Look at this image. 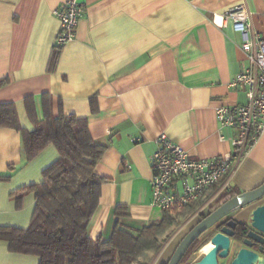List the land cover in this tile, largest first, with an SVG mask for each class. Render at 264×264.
<instances>
[{"label": "crops", "instance_id": "obj_1", "mask_svg": "<svg viewBox=\"0 0 264 264\" xmlns=\"http://www.w3.org/2000/svg\"><path fill=\"white\" fill-rule=\"evenodd\" d=\"M64 1L0 0V80H8L0 88V103H12L28 131L33 124L25 99H31L41 119L43 94H48L54 116L61 110L87 121L92 139L104 148L95 174L105 180L87 236L109 239L116 222L140 230L162 220L164 213L152 204L150 188V156L160 135L194 159L230 153L233 131L218 127L214 109L245 103L244 91L230 82L249 63L240 50V34L230 21L221 26L220 16L245 2L254 31L264 37V0H84L75 38L58 50L50 69L59 30L53 12ZM58 157L50 144L26 161L20 134L0 128V177L8 176L0 180V227H28L34 196L17 201L12 195L41 183L43 170ZM263 182L264 133L234 162L227 187L200 213L183 212V221L192 228L222 194L235 196ZM215 192L208 189L197 203ZM117 207L127 215L117 216ZM249 210L231 217L246 224ZM185 234H175L154 262H166ZM211 246L201 247L192 262ZM38 263L37 256L12 252L0 240V264Z\"/></svg>", "mask_w": 264, "mask_h": 264}, {"label": "trees", "instance_id": "obj_2", "mask_svg": "<svg viewBox=\"0 0 264 264\" xmlns=\"http://www.w3.org/2000/svg\"><path fill=\"white\" fill-rule=\"evenodd\" d=\"M58 50L53 52L50 69L56 63ZM7 83L6 79L0 80V88ZM25 108L33 130L21 127L12 103H0V128L13 129L20 134L26 161L50 144L56 148L59 157L43 170L41 183L13 193L17 201L26 194H33L32 217L26 229L0 227V240H5L12 252L37 256L38 264H146L141 258L149 252L154 256L162 249L177 225L176 219L163 212L161 221L140 230L116 222L109 239L100 236L90 239L87 226L105 181L95 174L104 148L92 139L85 119L64 115L61 110L54 116L48 94L42 96L41 119H38L30 98L25 99ZM6 179L8 176L0 177V180ZM231 197L222 194L210 211ZM197 205L199 203L192 204L184 214L192 212ZM119 209L122 208L117 207L115 211L117 216L127 215ZM207 242L208 239L195 240L181 264H186Z\"/></svg>", "mask_w": 264, "mask_h": 264}, {"label": "built area", "instance_id": "obj_3", "mask_svg": "<svg viewBox=\"0 0 264 264\" xmlns=\"http://www.w3.org/2000/svg\"><path fill=\"white\" fill-rule=\"evenodd\" d=\"M53 14L59 22L55 48L61 49L75 38L78 22L85 14L84 0H65ZM220 19L221 26L230 21L241 37L240 50L249 67L236 74L230 86L243 90L246 101L214 109L218 127L233 131L228 154L194 159L165 135L158 137V147L150 156L152 204L176 220L184 218L183 212L213 188L216 192L197 205L194 214L205 209L227 187L234 162L244 158L264 133V37L254 31L252 12L245 2L228 8Z\"/></svg>", "mask_w": 264, "mask_h": 264}, {"label": "water", "instance_id": "obj_4", "mask_svg": "<svg viewBox=\"0 0 264 264\" xmlns=\"http://www.w3.org/2000/svg\"><path fill=\"white\" fill-rule=\"evenodd\" d=\"M245 208L250 210L247 223L242 224L245 226L243 237L236 234V221H225L209 237L207 243L212 245L209 251L190 264H218V260H222V264H264V182L250 191L232 196L204 216L180 240L166 264H180L189 247L204 232L228 215ZM231 244L239 248L233 256L229 254ZM255 244L259 245L257 251L253 250Z\"/></svg>", "mask_w": 264, "mask_h": 264}, {"label": "rangeland", "instance_id": "obj_5", "mask_svg": "<svg viewBox=\"0 0 264 264\" xmlns=\"http://www.w3.org/2000/svg\"><path fill=\"white\" fill-rule=\"evenodd\" d=\"M214 206V205H213ZM202 214V213H201ZM194 216V215H193ZM193 218V217H192ZM191 218V219H192ZM184 220V218H178L177 220H176V223H177V225L174 227V229H173V231H172V233H171V235L169 236V238L167 239V241H165V243H164V245L166 244V243H168V242H170V240L175 236V234H178V233H181L182 231H183V233L185 234V232H187V229L188 228H191V227H187V225H189V223H190V221L188 222H186V221H183ZM192 226V225H191ZM213 228L214 227H212V228H210L209 230H207L206 232H204L200 237H203L204 236V238L202 239V241H205V240H207V239H209V237L212 235V231H213ZM189 230V229H188ZM185 231V232H184ZM212 232V233H211ZM180 238H181V236H180ZM179 238V239H180ZM178 239V240H179ZM206 244V243H205ZM237 249V246L235 245V246H233L232 247V253H234L235 252V250ZM199 251V250H198ZM198 251L197 252H195L194 254H192L191 255V257L188 259V264L190 263V262H192L193 260H195V259H197L198 257H199V254H198ZM160 252V251H159ZM154 258H155V255L154 256H152V252H149L146 256H143L141 259H143L145 262H146V264H156V262H154ZM218 264H222V260H218Z\"/></svg>", "mask_w": 264, "mask_h": 264}, {"label": "flooded vegetation", "instance_id": "obj_6", "mask_svg": "<svg viewBox=\"0 0 264 264\" xmlns=\"http://www.w3.org/2000/svg\"><path fill=\"white\" fill-rule=\"evenodd\" d=\"M229 219H232V217H231V214L230 215H228L226 218H224L223 220H221L220 222H218L216 225H214L213 227V229H219L220 227H222L223 226V223L225 222V221H227V220H229ZM242 224H240V223H237V227H236V234L238 235V236H242L243 237V233H245V229H243V227L241 226ZM204 238V236L203 237H199L198 239H203ZM241 239H243V238H241ZM205 245V244H204ZM203 247V246H202ZM212 247V246H211ZM210 247V248H211ZM231 247H232V244H231ZM238 247H241V245H239ZM258 247H259V245L258 244H255L254 246H253V250H255V251H257V249H258ZM263 247H264V245H263ZM239 248H237L236 250H238ZM175 250V249H174ZM236 250H235V252L234 253H232V251L230 250L229 251V254H230V256H233L235 253H236ZM172 255V254H171ZM170 258V257H169ZM169 258H168V260H169ZM167 260V261H168ZM167 261L166 262H164V263H162V264H166L167 263ZM180 264H181V262H180ZM186 264H188V262L186 263Z\"/></svg>", "mask_w": 264, "mask_h": 264}, {"label": "bare ground", "instance_id": "obj_7", "mask_svg": "<svg viewBox=\"0 0 264 264\" xmlns=\"http://www.w3.org/2000/svg\"><path fill=\"white\" fill-rule=\"evenodd\" d=\"M209 251V250H208Z\"/></svg>", "mask_w": 264, "mask_h": 264}]
</instances>
